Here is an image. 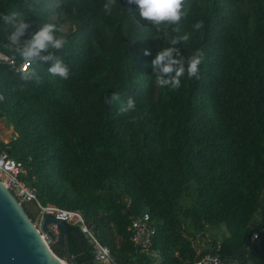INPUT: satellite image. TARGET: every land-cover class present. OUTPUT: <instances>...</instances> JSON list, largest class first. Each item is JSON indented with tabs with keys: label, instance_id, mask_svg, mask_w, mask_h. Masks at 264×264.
<instances>
[{
	"label": "trees",
	"instance_id": "16d2710c",
	"mask_svg": "<svg viewBox=\"0 0 264 264\" xmlns=\"http://www.w3.org/2000/svg\"><path fill=\"white\" fill-rule=\"evenodd\" d=\"M106 2L0 0V15L19 12L30 25L15 45V28L0 19V53L17 62L15 49L43 24L73 25L56 33L66 46L50 49L68 66L67 79L49 74L53 60L37 57L28 80L0 63V115L14 134L7 147L24 166L22 180L42 206L79 211L116 264H151L128 232L144 212L160 264H194L206 253L264 264V237L248 243L264 228V0H187L178 33L168 24L157 31L129 0H116L111 14ZM185 34L174 47L185 60L203 51L200 78L161 88L151 62ZM114 93L120 101L106 104ZM129 97L135 110L121 113ZM221 226L229 236L213 232V249L198 253L194 238ZM66 231L62 244L50 240L52 252L97 264L88 238L69 224Z\"/></svg>",
	"mask_w": 264,
	"mask_h": 264
},
{
	"label": "clouds",
	"instance_id": "9594fccd",
	"mask_svg": "<svg viewBox=\"0 0 264 264\" xmlns=\"http://www.w3.org/2000/svg\"><path fill=\"white\" fill-rule=\"evenodd\" d=\"M130 3L137 6L136 10L139 13V17L143 20L150 21L153 26L157 27L168 24L176 25L172 29L173 32L178 33L180 31L179 24L182 18L188 15L187 0H129ZM116 4V0H107L104 4V9L107 13L111 14L113 6ZM0 19L10 23L15 31L12 32L9 39L15 45H19L20 37L25 35L26 29L29 28V24L25 22V16L19 12H13L9 15H0ZM193 28L200 30L203 28V21H198L193 25ZM63 31L62 28H58L51 23H45L40 27L39 31L31 35V38L24 41L22 47H17L16 52L19 53L22 65V79L28 80L35 69L28 68L32 65L33 61L39 57L42 60H53V65L48 69L49 74L52 76H59L62 79H67L69 76L68 66L60 58L52 55L50 49L55 52L63 49L68 43L67 39L63 35H57V32ZM181 40L187 42L189 35L183 36L177 35L170 39L169 43L172 46L163 48L157 53L155 59L152 60L153 72L155 76V84L161 88L168 87L171 90H178L181 87V78L185 75L188 79H199L200 68L199 66L204 60V53L202 50L197 49L191 56L185 60L179 49L174 47ZM49 53L46 56H41V53ZM176 53L174 58L173 54ZM150 53L145 51V55ZM7 59V57H4ZM158 70V71H157ZM41 82L38 80V83ZM120 101V95L114 93L111 97H105L106 104H112ZM136 107L135 101L132 97H129L126 102L122 103L119 111L121 113L134 111Z\"/></svg>",
	"mask_w": 264,
	"mask_h": 264
},
{
	"label": "built area",
	"instance_id": "2783aa9c",
	"mask_svg": "<svg viewBox=\"0 0 264 264\" xmlns=\"http://www.w3.org/2000/svg\"><path fill=\"white\" fill-rule=\"evenodd\" d=\"M7 57V59H4ZM0 63L9 66L16 73L22 72V62H17L8 56L0 53ZM30 69V66L28 70ZM4 101V97L0 92V105ZM1 113V111H0ZM14 134L7 126L4 116L0 115V182L12 193V195L25 208L30 205L36 210L37 215L34 219V225L38 228L42 239L50 244V239L41 231L43 223V216L48 215L60 220L65 224L77 227L80 233L86 236L91 244L94 261L97 264H116L112 257L110 249L102 245L96 236L93 234L90 226L86 223L83 215L79 211L65 210L53 205L42 206L37 198L33 188H30L22 177L26 175V171L21 162L10 157L7 144L13 140ZM130 206L128 201L126 207ZM50 230L55 235V240H58L59 231L55 226H51ZM130 233V241L133 248L140 254L144 255L151 264H160L162 256L160 251L153 248V239L156 235V228L147 212L131 217L130 225L128 227ZM264 237V228L261 231L252 233L248 238V243L259 244ZM194 264H236L232 260L222 258L219 254L206 253L199 256Z\"/></svg>",
	"mask_w": 264,
	"mask_h": 264
},
{
	"label": "water",
	"instance_id": "95a60500",
	"mask_svg": "<svg viewBox=\"0 0 264 264\" xmlns=\"http://www.w3.org/2000/svg\"><path fill=\"white\" fill-rule=\"evenodd\" d=\"M25 207L0 182V264H75L58 258L34 225ZM59 231L58 241L66 237V224L48 215L43 216L41 231L50 239Z\"/></svg>",
	"mask_w": 264,
	"mask_h": 264
},
{
	"label": "rangeland",
	"instance_id": "374dc122",
	"mask_svg": "<svg viewBox=\"0 0 264 264\" xmlns=\"http://www.w3.org/2000/svg\"><path fill=\"white\" fill-rule=\"evenodd\" d=\"M62 29H63L62 32L64 34H67L70 30H73V25L69 22H66V23L62 24ZM26 208L29 211L33 210V208L30 205H26ZM213 232L216 234L223 233L225 235V237L229 236L228 231L224 226H221V228L218 230H210L209 232H207L205 234L204 238H200L199 236H196L194 238L193 244H194V247L196 248L198 253L203 252L205 250H212L213 249V247L211 246V243L213 242V238H212L211 234H213ZM222 238L223 237H221V239ZM219 239H220V237H219Z\"/></svg>",
	"mask_w": 264,
	"mask_h": 264
},
{
	"label": "crops",
	"instance_id": "0c3cea01",
	"mask_svg": "<svg viewBox=\"0 0 264 264\" xmlns=\"http://www.w3.org/2000/svg\"><path fill=\"white\" fill-rule=\"evenodd\" d=\"M30 212H31L32 214H34V215H35V217H36V215H37V212H36V210H34V209H33V210H31Z\"/></svg>",
	"mask_w": 264,
	"mask_h": 264
}]
</instances>
